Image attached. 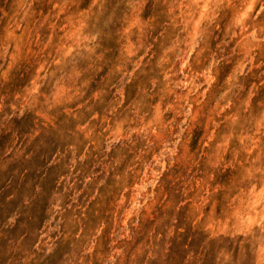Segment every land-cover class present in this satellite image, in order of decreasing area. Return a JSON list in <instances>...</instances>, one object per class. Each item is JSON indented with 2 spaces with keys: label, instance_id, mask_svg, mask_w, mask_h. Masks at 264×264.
<instances>
[{
  "label": "rangeland",
  "instance_id": "obj_1",
  "mask_svg": "<svg viewBox=\"0 0 264 264\" xmlns=\"http://www.w3.org/2000/svg\"><path fill=\"white\" fill-rule=\"evenodd\" d=\"M16 4L45 195L0 149V264H264V0Z\"/></svg>",
  "mask_w": 264,
  "mask_h": 264
},
{
  "label": "trees",
  "instance_id": "obj_2",
  "mask_svg": "<svg viewBox=\"0 0 264 264\" xmlns=\"http://www.w3.org/2000/svg\"><path fill=\"white\" fill-rule=\"evenodd\" d=\"M16 0H0V105L3 108L0 110V149L8 153L9 164H11L10 176L16 177L18 186L16 187V195L18 206L30 207V219L34 221L39 217L38 211L40 209L39 201L45 195V189H40L36 194V200H31L29 197L22 193L27 185L28 169L25 167L24 162L27 160L28 149L25 145V127L24 119L25 114L21 115L20 99L26 87L28 86L29 75L27 71L26 59L22 58L17 64L9 71L6 78L2 76V72L7 68L8 58L13 52L14 43L7 40V33L11 28L9 25L15 20L13 13L16 8ZM27 19L22 21V24L27 26ZM7 43L11 44L9 52L3 61L2 54L5 51ZM25 51L26 48L23 47ZM21 115V116H20ZM5 116L2 121V117ZM6 119V120H5ZM7 121V122H5ZM114 150H126V141H120L114 147ZM32 207V208H31ZM44 207V206H43ZM19 208V207H18ZM48 208V207H47ZM46 211V208H42ZM42 212V211H41ZM25 256L17 254L14 255L12 264H28L29 261H24Z\"/></svg>",
  "mask_w": 264,
  "mask_h": 264
}]
</instances>
